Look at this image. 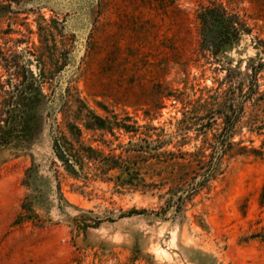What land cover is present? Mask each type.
Here are the masks:
<instances>
[{"label": "rangeland", "instance_id": "rangeland-1", "mask_svg": "<svg viewBox=\"0 0 264 264\" xmlns=\"http://www.w3.org/2000/svg\"><path fill=\"white\" fill-rule=\"evenodd\" d=\"M210 2L246 16L252 28L217 60L199 50L196 14ZM259 58L264 61V0H0V102L4 90L29 86L32 77L54 100L37 114V86L26 87L34 94L25 103L32 153L0 151V264H264V242L250 239L264 229V158H225L222 174L179 212L167 208L171 183L143 194L107 179L77 190L82 183L62 178L67 204L63 211L51 208V224L13 225L27 193L22 180L30 154L43 170L49 167L52 128L64 126L59 110L66 88L72 112L82 101L83 115L97 128L81 125L94 147L121 152L118 146L126 147L130 135L98 126L128 117L127 124L163 130L162 140H172L165 150L177 151L181 142L182 152H193L204 139L197 132L200 122L188 118L181 127L184 103L162 93L183 102L205 99L227 89L228 73L234 82H245L251 60ZM260 84L263 90L264 79ZM72 112L68 118L75 122ZM233 142L258 149L264 135L243 129ZM177 171L169 167L163 178ZM82 212L101 224L78 229L72 218Z\"/></svg>", "mask_w": 264, "mask_h": 264}, {"label": "trees", "instance_id": "trees-1", "mask_svg": "<svg viewBox=\"0 0 264 264\" xmlns=\"http://www.w3.org/2000/svg\"><path fill=\"white\" fill-rule=\"evenodd\" d=\"M196 19L199 25V50L214 60L238 46L243 36L252 34L246 16L216 2L201 6ZM251 62L254 65L249 66L250 73L246 74L245 82H234V76L228 73L227 89H217L205 99L183 102L170 92L162 93V98L184 103V109L187 110L183 112L181 127L187 126L188 118L194 117L200 122L197 132L203 135L204 139L202 146L195 148L193 152H182L180 147L184 144L181 145V142L175 145V147L179 145L177 151L165 150V147L172 144V140H162L163 130L150 125L141 127L136 122L127 124L131 121L128 117L123 121L115 118L113 125L107 128L98 126L100 130L112 133L115 128L130 135L126 147L118 146L121 152H114L115 149H112L106 153L94 147L85 141L83 128L87 131L97 128H92L86 120L87 116L83 115L85 108L82 101H78L79 105L72 112V108L67 105L72 97L66 88L61 95V98L66 100L59 110L64 118V126L52 128L53 152L48 160L49 167L46 171L43 170V164L30 154L31 164L25 170L22 180V186L27 193L13 225L21 227L30 224L41 229L51 224L49 218L51 208L57 206L63 211L62 204H67L62 192V178L82 183L77 190L87 187L93 181L107 179L114 181L121 189L143 194L160 190L166 183H171L173 186L169 192L172 197L167 201V208L176 207L175 212H179L187 201L207 189L209 183L222 174L221 165L225 158L263 159L264 142L258 149L244 146L242 142H233L234 137L243 129L251 135L259 137L264 135V89H261L260 84V79H264V61L259 58ZM41 78L45 79L44 76ZM32 79L33 82L29 86L21 84L22 89L16 88L15 92L5 90L2 92L0 151L10 148L32 153L28 151H32L35 139L26 129L29 110L25 103L34 96L29 91L33 85L37 86L34 97L36 102L34 109L36 108L37 114H42L48 103L54 104V100H49L44 94L42 84L34 77ZM71 112L76 114L75 122L69 121L68 115ZM189 114L192 116L189 117ZM83 122L84 124H81ZM207 132H213L211 138L207 137ZM135 138L138 141L133 142ZM250 142L252 144L253 141ZM208 151L210 153H207ZM169 167L177 168L178 171L175 174L170 173L168 178H163V172ZM111 173L115 176L107 178ZM156 178H159L160 182ZM178 193L181 195L177 196ZM51 195L54 198L51 199ZM53 201H56L57 205ZM88 214L82 212L72 218L78 229L86 231L101 224V220ZM250 239L264 242V229L252 234Z\"/></svg>", "mask_w": 264, "mask_h": 264}]
</instances>
